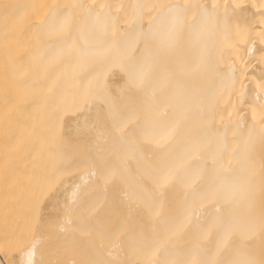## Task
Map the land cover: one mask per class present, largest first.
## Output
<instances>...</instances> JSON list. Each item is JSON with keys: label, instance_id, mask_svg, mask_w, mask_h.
<instances>
[{"label": "bare ground", "instance_id": "bare-ground-1", "mask_svg": "<svg viewBox=\"0 0 264 264\" xmlns=\"http://www.w3.org/2000/svg\"><path fill=\"white\" fill-rule=\"evenodd\" d=\"M0 264H264V0H0Z\"/></svg>", "mask_w": 264, "mask_h": 264}]
</instances>
